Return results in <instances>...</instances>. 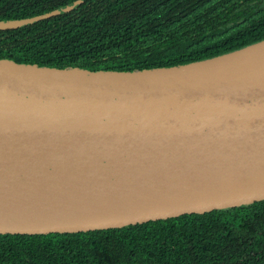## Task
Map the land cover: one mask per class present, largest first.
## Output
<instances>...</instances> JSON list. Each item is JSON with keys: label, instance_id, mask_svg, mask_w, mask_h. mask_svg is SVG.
<instances>
[{"label": "water", "instance_id": "95a60500", "mask_svg": "<svg viewBox=\"0 0 264 264\" xmlns=\"http://www.w3.org/2000/svg\"><path fill=\"white\" fill-rule=\"evenodd\" d=\"M260 200L264 39L131 70L0 57V210L31 212L0 215V234L120 228Z\"/></svg>", "mask_w": 264, "mask_h": 264}, {"label": "trees", "instance_id": "16d2710c", "mask_svg": "<svg viewBox=\"0 0 264 264\" xmlns=\"http://www.w3.org/2000/svg\"><path fill=\"white\" fill-rule=\"evenodd\" d=\"M75 0H0V20ZM264 39V0H84L0 30V57L118 70L168 67ZM0 264H264V200L74 233L0 234Z\"/></svg>", "mask_w": 264, "mask_h": 264}, {"label": "bare ground", "instance_id": "6f19581e", "mask_svg": "<svg viewBox=\"0 0 264 264\" xmlns=\"http://www.w3.org/2000/svg\"><path fill=\"white\" fill-rule=\"evenodd\" d=\"M227 178H229V177L228 176L219 177V178H216V179L210 181L211 183L209 182L206 185H210V184H213V183H217V182L223 181V180H225ZM30 213L31 212H29V211L17 210V209H12V208L0 210V215H8V216L27 215V214H30Z\"/></svg>", "mask_w": 264, "mask_h": 264}]
</instances>
